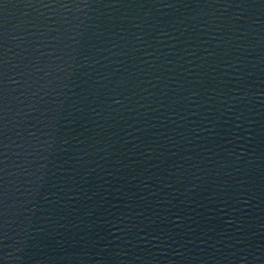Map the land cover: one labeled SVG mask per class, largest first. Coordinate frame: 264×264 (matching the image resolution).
Listing matches in <instances>:
<instances>
[{"label":"water","instance_id":"water-1","mask_svg":"<svg viewBox=\"0 0 264 264\" xmlns=\"http://www.w3.org/2000/svg\"><path fill=\"white\" fill-rule=\"evenodd\" d=\"M0 264H264V0H0Z\"/></svg>","mask_w":264,"mask_h":264}]
</instances>
